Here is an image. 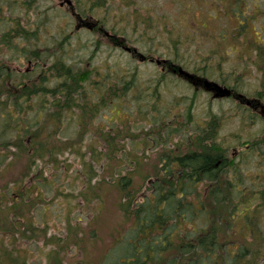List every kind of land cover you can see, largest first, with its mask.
<instances>
[{
  "label": "rangeland",
  "instance_id": "obj_1",
  "mask_svg": "<svg viewBox=\"0 0 264 264\" xmlns=\"http://www.w3.org/2000/svg\"><path fill=\"white\" fill-rule=\"evenodd\" d=\"M206 1L100 0L106 4L89 10L97 4L95 0H76L79 11L100 21L104 30L120 39L119 46L104 34L78 27L70 10L60 7L55 0H0V62L14 68L9 83L12 87H8L12 92L22 82H28L29 77L49 76L48 67L64 61L75 71L86 70L89 74V80L83 83L85 99L78 97V103L93 106L104 100L101 111H90L86 122L80 109L65 111L59 122L48 121V112L55 111L49 96L23 100L24 109L19 107L20 112L13 106L8 110L0 106V202L4 201L0 203V264H16L15 258L19 257L21 264H123L136 248V241L131 239L136 224L123 209L118 180L127 175L133 179L135 191L130 189L134 194L143 190L139 189L142 183L148 191L147 182L142 179L156 176L154 167L161 161L160 153L172 149L176 134L180 131L184 138L196 136L211 118L222 126L216 140L223 146L237 148L243 141L258 142V146L252 147L257 156H248L246 165L239 166L235 174L230 172L233 175L228 179L243 186L246 193L251 192V187H264V142L259 141L264 139V116L242 101L212 99L177 74L167 72L163 81L165 64L149 61L166 60L167 64L174 62L193 71L184 64L199 66L200 59L205 57L212 72L206 77L258 99V91H264V69L253 65L243 46L238 45L244 37H232L235 27L225 13L229 9H222V3H218L219 9L211 12ZM249 6L264 10L262 0L258 4L250 1ZM253 10L248 11L256 29L253 36L263 40L260 29H264V11ZM19 25L35 35L23 40L15 31ZM223 29L227 31L228 44L236 46L216 51L212 57L214 51H209L215 48L216 34ZM196 30L199 34L203 30L205 36ZM168 31L173 32L172 36H180L177 48ZM126 46L136 48L149 59L143 61L138 55L133 56ZM32 67L28 78L22 79L17 69ZM52 79L46 87L61 82ZM125 86L129 91L123 95ZM115 91L121 98L113 97ZM155 125H167V141H158L150 151L146 138ZM29 129L39 130L40 141L46 143L43 151H30L31 161L29 153L18 154L15 147L21 141L30 145V134L22 136ZM172 129L178 132L172 134ZM106 133L116 136V145L110 150ZM38 154L44 158L40 159ZM256 172L261 177L257 178ZM21 186L29 200L22 215L21 208L12 202L16 198L13 193L17 194ZM233 194L239 203L237 210L229 211L231 217L224 220L215 208L209 214L212 220L209 219L208 226L222 227V241L230 240L234 234L232 243L222 245V252L228 250V244L233 245L236 253L243 247L249 251L248 263L264 264V195L250 200L253 195ZM8 203L13 204V209L3 214ZM193 223L183 225L191 230L198 224ZM14 224L16 227L12 228ZM27 224L31 226L18 229L27 230L26 234L15 237L9 231L15 232L18 225ZM199 226L204 224L200 222ZM243 235L248 240L237 242L243 241ZM228 257L225 264H233L235 257Z\"/></svg>",
  "mask_w": 264,
  "mask_h": 264
},
{
  "label": "trees",
  "instance_id": "obj_2",
  "mask_svg": "<svg viewBox=\"0 0 264 264\" xmlns=\"http://www.w3.org/2000/svg\"><path fill=\"white\" fill-rule=\"evenodd\" d=\"M250 1H252V4H258L261 0H208L206 1V4L209 5L211 12L219 9L217 7L218 3H222V9H229L225 13L230 15L232 18V24L235 27L234 31L232 32V37L235 36L238 38L240 35L243 36V42L240 43L239 41L238 45L243 46V52L248 55L253 65L264 69V39L258 40L255 38L256 36H253V31L256 29L255 26H253L252 19L248 14L250 9H254L253 12L257 13H259V11L262 9L260 10L258 6H249ZM262 1L264 4V0ZM95 3L97 4L92 5V8L89 10H93V7L98 8L103 3L106 4L107 0L106 3H101L100 0H95ZM216 13L219 14L221 12L219 11ZM18 27L22 28L20 25ZM260 30L261 34H264V29ZM15 31L20 37H23L22 34L25 32H22V29L18 28ZM198 32L199 31H197V34H199ZM225 32H227L226 29L220 30L219 33L216 34L218 37L214 36L218 41L215 48L209 51V53L212 50L214 51L212 57L216 55V51H220L225 48L227 49V47L231 45L236 46V43L228 44L226 40L227 33ZM202 33L203 34L199 35L205 36V32L203 30ZM169 34L171 36V42L174 43L176 45L175 48H177L180 45V36L178 34H176V36H172L173 32ZM208 62L209 60L204 57L200 59L199 66L192 63H186L184 65L191 68L198 74L208 75L212 73L209 69L210 64H208ZM54 66L57 68V72H59L58 76L71 74L69 68L65 67L63 61H57ZM2 68L3 67H0L1 73L3 72ZM5 75L8 74L6 73ZM67 85L68 83L64 82L59 85L60 87H58L57 90L59 92L64 90L69 91L70 89ZM5 88V82L0 81V106L5 108V110L11 109L12 106L15 108L19 107L21 104V99H27L30 101L29 96L31 94L37 95L41 92L47 93V89L35 86L33 89H27V94L22 97H16L14 94H8L6 96L3 95ZM122 91L124 95L129 91V89L127 86H125ZM62 98L63 97H59L50 101L51 105L59 108V110L56 112L49 111L46 117L48 121L50 119H54L55 121L59 122L64 112L72 108L69 103H64ZM257 98L264 104V91L259 90L257 93ZM15 111L20 112L18 110ZM189 116L191 117L192 114H189ZM217 123L218 122H216L215 119H211L207 123V126L196 136L190 137V146L197 147L195 151L200 150L199 153H192L190 151L189 154L185 155V157L179 162L178 167H176V160H173L172 163H174V168H171L169 174L165 177L162 176L163 168L159 167V165L161 166L162 161H160V163L154 167V173L156 174V176L154 175L155 177H142L143 182H147L146 186L148 187V191L145 190V183H142L139 186V189L143 188V190L134 194L135 190L133 187V179L129 178L127 175H122L120 177L122 180L118 181L121 187L120 189L123 192L121 200L123 209L130 219H134L133 223L136 224L134 225L135 235L133 238H131L136 241V248L134 251H130V259L124 261L123 264H225V258L228 257V255H230L231 258L235 257L233 264H243V247L241 252L235 253L234 256L233 245L228 244V250H225L226 253L229 254L222 255V245L225 243H230L231 240H221V226H218V228H216L215 225L208 226L209 219L212 220L209 214L216 210L211 208L209 209L206 204L215 203L216 207L221 206L223 210H221L220 216L222 219L228 220V216H230L229 211L232 212L239 206V203L236 202L233 193L229 195L231 196L229 199H226L228 197L227 194H217L214 192L209 193L207 197H204V195L195 191L196 187L193 185V174L197 173L195 171L199 168V170L206 171V175L202 174L201 178L198 180L201 182V184L206 183V185H208L209 181L212 183L217 181L218 168H215L214 164L217 163L216 158L218 153L213 150V146L211 144L205 141L206 135L208 138H213L212 135H214L216 133L214 131L217 130L215 128L219 126ZM31 131L37 132V134L34 135ZM39 133V130L29 129L26 135H22L29 136L30 134V137L28 138L30 139L31 143L29 145L28 143H23L20 140V146L15 145V147H18V154L29 153L30 155L31 150H34L35 154L38 153L39 150L43 151L45 149L46 143L44 141H40ZM105 138L107 141L106 145L108 146L109 150L116 145L115 138L110 133H106ZM38 157L40 159L44 158L42 154H38ZM32 158L33 156L30 155L29 161H31ZM181 166H183L182 170L180 169ZM180 173H182V175H180ZM138 177L140 178V176ZM151 179L155 181L150 182ZM22 187L23 186H21V189L20 187L18 188L19 191L17 194L13 193L16 198L12 199L15 207H18L19 209L21 208V215L23 214L22 208L26 206V202L29 201L25 198L26 192L23 191ZM130 188H132L134 191H131ZM180 189H183L182 193H180ZM0 203H4V201L2 200ZM12 205L8 203L7 209H4L3 207V214L7 210L13 209ZM222 211L227 212V214L222 213ZM20 217L22 218V216ZM16 219H19V217ZM193 221L198 222V224L193 225ZM186 222L193 223L191 230L185 229L183 224ZM200 222L203 223L204 226L200 227ZM8 226L10 227V225ZM30 226L31 225L28 224L26 226L18 225L15 232H12V230L9 231H11V233L16 237L17 234L21 235L28 232L25 229H21L19 231L18 229L20 227L29 228ZM14 227H16L15 224L12 225V228ZM196 231L199 235L198 241H190L182 237L183 235L187 234L192 235V233H196ZM131 242L132 241H130V243ZM248 252L249 251H246V255ZM244 258V264L251 263H248V256H245ZM15 262L16 264H21L22 259L20 257L15 258Z\"/></svg>",
  "mask_w": 264,
  "mask_h": 264
},
{
  "label": "flooded vegetation",
  "instance_id": "obj_3",
  "mask_svg": "<svg viewBox=\"0 0 264 264\" xmlns=\"http://www.w3.org/2000/svg\"><path fill=\"white\" fill-rule=\"evenodd\" d=\"M55 1L59 3L60 7H62V8L67 7L70 10V13L77 20V26L78 27H85V28H88L89 30L97 32L101 35L104 34L106 37L113 39L115 41L114 42L115 44H117L119 46L121 45L120 39L117 38V36L111 35L109 32L104 30V26L101 25L100 21L93 20L92 16H85L84 12L79 11L78 4H77L76 0L75 1L74 0H55ZM18 29H22V32L25 31L24 34H22L23 37H21L23 40L30 39V37L35 35L34 32L26 31L24 29V27H22V28L18 27ZM122 47L124 48L123 45H122ZM126 48L129 50L130 54H132V55L135 54V55H133L135 57L139 53L138 50L134 47H130V46L127 47L126 46ZM148 59L149 58L144 59L143 61H145V60L147 61ZM149 61L155 62L154 58L149 59ZM31 63H32V60L30 61V64ZM55 63L51 64L48 67L49 76L38 75L36 79H32L29 77L28 82H25V81L22 82V84L20 86H18L14 92H12L8 87L9 86L12 87L9 83L12 81L14 68H12V69L8 68L5 62H0V67H3L2 68L3 72L1 73V71H0V81L2 80L3 82H5V85H6V88H5L3 95L7 96L8 94H14L16 97H20V96L22 97V96L27 94L26 93L27 89H30V88L33 89L35 86L43 87V88L47 89V93L41 92L37 95L31 94L29 96L30 100L34 97H37V96H49L50 101L54 100L56 98H59V97H63L62 99H63L64 103H69L70 106H72V108H71L72 110L73 109H80L82 111V114L84 116L83 121L86 122L88 113L90 111H92V110L94 111L92 114H97L101 111L104 100L96 102V104H94V105L92 104L93 106H91L90 103H82V104L78 103V97H80V100H82V101H84V99H85V94L83 92V83H86L89 80L88 79L89 74L86 75L87 74L86 70L85 71H75L70 65H68L64 62L65 67L69 68L71 74L70 75H64V76H58L59 72H57V68L54 66ZM157 63L160 64L161 61L158 60ZM163 64H165L163 66V70H165L164 74L162 75L163 81H165L168 77L167 72L168 73L170 72L171 74H175V75L177 74L178 64H176L174 62L171 64H167L166 62H163ZM32 69H33V67L30 69L22 71L21 68H18L17 71L22 76V79L23 78L25 79V78H28V76L30 74V70H32ZM6 73L8 75H5ZM193 73H194L193 79L189 80L185 77H181V78L183 80L185 79L186 82L191 84L196 91L205 89L204 91L206 92V94L211 96L212 99L213 98H217V99H221V100L233 99L236 101H242V103L245 104V106L247 108L250 106V108H252L253 111L259 112L264 116V104L259 99L248 98V97L244 96L243 94H240L239 92H237V90L235 89L236 88L235 86L234 87L227 86L228 84H226L223 81H221V83L217 82L222 87H229L232 89V91H230L231 94L229 97H223L221 92L218 90L217 86L212 84V86H210L209 88L206 87V81L205 80L208 79V77L199 75L195 72H193ZM176 76L178 77V75H176ZM50 77L57 79V80H61V82L59 84H57L55 87L48 88L45 86V84L48 80L50 81ZM54 79H52V80H54ZM64 82L68 83L67 86L70 90L69 91L64 90V91L59 92L57 89H58V87H60L59 85H61ZM114 94L115 95H113V97L121 98V95L118 94L117 91H115ZM66 95H67V97H66ZM69 98H72V99H69ZM23 100H27V99H21V104L19 107H22V109H24L23 102H22ZM50 105H51V103H50ZM19 107H17L18 111H20ZM53 107L55 108V111H50V112H56L59 110V108H57L55 106H53ZM211 119H215V118H211ZM49 121L51 123L57 122L54 119H50ZM216 122H219V121L216 120ZM217 125H219V123H217ZM164 126L166 127L167 125H164ZM164 126L160 127L159 125H155L153 127L154 129L149 132L148 137H150V139L148 141V137H147L146 142L149 145L150 151H152V147H155L154 145L157 144L158 141H161L159 143L167 141V138L164 137V135L167 134V130H165L166 128H164ZM206 126H207V124H206ZM220 127H222V126H220ZM220 127L217 126L215 128L217 130L214 131L216 133L214 135H212L213 138H208L207 135L205 137V141H207L209 144H211L213 146V150H215L218 153L217 154L218 156L216 158L217 163L214 164L215 165L214 167L218 168L217 181H214L213 183L209 181L208 185H206V183H203V184L200 183L196 187L195 191L197 193H201L202 195H204V197L208 196L209 193H213V192L217 193V194H224V195H226V194L231 195L233 192H235L238 195H253V198H251L250 200H255L257 198L261 199L262 198L261 196L264 195V187L260 186V189L259 188L256 189V187H254V188L251 187V188H249L251 190V192L246 193V192H243V186H242V188L238 184L235 186H232L234 184V182L228 179V178H232V175L235 174L238 170H240V169H237L239 166H242L243 163L246 165V163H247L246 159L248 156H257L256 150L252 147L258 146V142L251 144V143H246V141H243V143L239 144L237 146V148H236V146L235 147L233 146L232 148L229 145L223 146V144L221 142H217V140H216ZM84 128H85V125L83 126V129ZM204 128H205V126H204ZM204 128H201L200 130H198V133ZM155 131H157V132H155ZM168 132H169V130H168ZM177 132L178 131H176V129L171 130L172 134H175ZM176 135L178 136V138L176 140L177 142L175 144H173L174 146H171L172 149L169 150L168 152L165 149L164 152L160 153V155L162 157V164L160 167L163 168V170H162L163 175L162 176H164V177L169 174L171 168H174V163H172L173 160H176V164H177L176 167H178L179 162L185 157V155L189 154L190 151L192 153H199L200 152V150L195 151V149H197V147L190 146V143H189L190 138H184V136H183L184 134L182 135L180 131ZM114 137H116V136H114ZM259 141H260V143H262V142H264V139L259 140ZM227 168H229V169L235 168V171H232V170L228 171ZM180 169L182 170L183 166H181ZM230 172H234V173L231 174ZM180 175H182V173H180ZM243 177L246 178L245 175H243ZM256 177L257 178L261 177V173L258 172ZM262 184L264 186V181H262ZM180 191H181L180 193H182L183 189H180ZM246 200H247V198L243 199L244 202ZM197 208H198V205H197ZM182 237L187 239V240H190V241H193V240L198 241L199 235H198V233H195L192 235H183ZM247 240H248V236L243 235V242H246Z\"/></svg>",
  "mask_w": 264,
  "mask_h": 264
},
{
  "label": "water",
  "instance_id": "obj_4",
  "mask_svg": "<svg viewBox=\"0 0 264 264\" xmlns=\"http://www.w3.org/2000/svg\"><path fill=\"white\" fill-rule=\"evenodd\" d=\"M180 75H186L187 77H190L192 78L189 73H187L186 71H184L183 69H180ZM212 84L209 82V81H206V87L209 88ZM218 90L221 92V94L223 96H228L231 94L230 90L229 89H224L222 87H220L219 85H216Z\"/></svg>",
  "mask_w": 264,
  "mask_h": 264
},
{
  "label": "bare ground",
  "instance_id": "obj_5",
  "mask_svg": "<svg viewBox=\"0 0 264 264\" xmlns=\"http://www.w3.org/2000/svg\"><path fill=\"white\" fill-rule=\"evenodd\" d=\"M199 169H197L196 171L194 169V171L197 172V173L193 174V177H192L193 178V183H194L193 185L195 187L198 186L201 183L198 180L201 178L202 174L206 175V171L205 170H199ZM196 181H198V182H196Z\"/></svg>",
  "mask_w": 264,
  "mask_h": 264
}]
</instances>
